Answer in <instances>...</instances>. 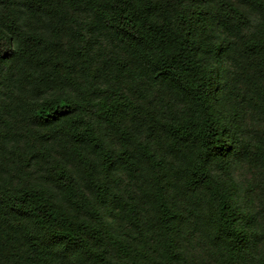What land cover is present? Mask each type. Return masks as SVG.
Wrapping results in <instances>:
<instances>
[{
	"label": "trees",
	"instance_id": "obj_1",
	"mask_svg": "<svg viewBox=\"0 0 264 264\" xmlns=\"http://www.w3.org/2000/svg\"><path fill=\"white\" fill-rule=\"evenodd\" d=\"M0 264H264V0H0Z\"/></svg>",
	"mask_w": 264,
	"mask_h": 264
}]
</instances>
